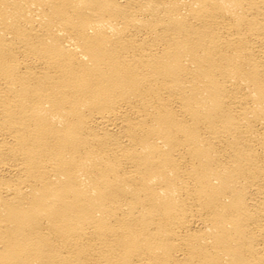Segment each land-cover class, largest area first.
I'll use <instances>...</instances> for the list:
<instances>
[{"label": "bare ground", "instance_id": "bare-ground-1", "mask_svg": "<svg viewBox=\"0 0 264 264\" xmlns=\"http://www.w3.org/2000/svg\"><path fill=\"white\" fill-rule=\"evenodd\" d=\"M0 264H264V0H0Z\"/></svg>", "mask_w": 264, "mask_h": 264}]
</instances>
